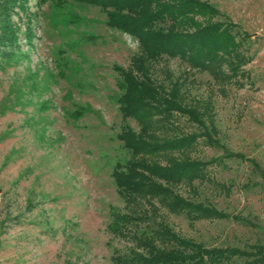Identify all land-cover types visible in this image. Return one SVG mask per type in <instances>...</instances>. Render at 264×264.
<instances>
[{"label":"rangeland","instance_id":"374dc122","mask_svg":"<svg viewBox=\"0 0 264 264\" xmlns=\"http://www.w3.org/2000/svg\"><path fill=\"white\" fill-rule=\"evenodd\" d=\"M206 1L217 10L211 21L237 24L236 38L248 34L239 47L251 58L241 66L243 86L221 85L164 55L149 63V75L211 118L203 120L214 143L196 137L187 156L214 161L202 179L174 190L229 216L188 220L163 207L155 215L206 248H244L264 243V182L248 161L264 170V0ZM19 4L0 0V35L11 44L9 58L0 56V264H113L131 244L108 229L111 210L127 211L110 176L128 157L115 137L124 123L115 67L128 65L137 41L108 27L94 4ZM173 117L175 136L202 130L185 114Z\"/></svg>","mask_w":264,"mask_h":264},{"label":"trees","instance_id":"16d2710c","mask_svg":"<svg viewBox=\"0 0 264 264\" xmlns=\"http://www.w3.org/2000/svg\"><path fill=\"white\" fill-rule=\"evenodd\" d=\"M18 1L21 6L23 0ZM77 1L99 6L105 13V24L133 36L138 45L126 67H115L119 91L115 101L124 121L115 137L128 157L115 162L110 176L127 211L111 210L108 229L131 244L126 254L113 257V264H264V243L206 248L177 236L155 215L157 208L163 207L188 220L229 216L212 206L189 202L174 190L178 184L202 179L206 165L214 161L187 156L196 137H203L209 145L214 143L209 133L212 127L203 120L205 115L211 118L206 106L202 110L183 106L176 90L164 93L151 79L149 63L162 55L175 57L192 70L211 74L216 83L242 87L245 74L241 66L251 58L239 47L248 34L241 31L242 36L236 38L231 28L237 24L211 21L217 10L206 0ZM3 24L4 34L8 25ZM0 39L5 42L1 41L0 56L9 58L11 44L5 35ZM175 111L187 115L201 132L175 136ZM127 118L135 121L137 129L125 123ZM248 161L264 182V170L252 159ZM232 219L248 223L237 216Z\"/></svg>","mask_w":264,"mask_h":264}]
</instances>
